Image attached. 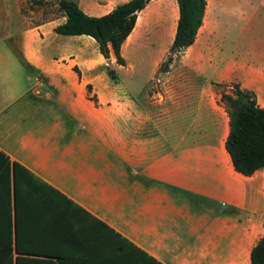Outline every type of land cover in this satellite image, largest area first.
Returning <instances> with one entry per match:
<instances>
[{"label":"crops","instance_id":"1","mask_svg":"<svg viewBox=\"0 0 264 264\" xmlns=\"http://www.w3.org/2000/svg\"><path fill=\"white\" fill-rule=\"evenodd\" d=\"M74 1L101 16L128 0ZM21 9L0 0V168L9 163L11 193L0 169V221L14 219L13 162L72 203L66 229L54 236L50 217L23 202V248L40 251L56 237L50 248L66 244L84 256L78 264H117L124 257L116 251L135 249L160 264H251L264 237V167L235 170L221 100L231 91L217 84L236 79L264 107V53L236 59L222 56L215 37L202 44L207 51L194 41L162 72L165 51L138 90L118 68L109 75L115 55L105 59L92 37L64 38L51 20L26 23ZM177 9L173 0H151L137 13L120 49L125 63V50L145 45L154 16L173 27V40ZM93 234L113 239L115 250L102 253Z\"/></svg>","mask_w":264,"mask_h":264},{"label":"trees","instance_id":"2","mask_svg":"<svg viewBox=\"0 0 264 264\" xmlns=\"http://www.w3.org/2000/svg\"><path fill=\"white\" fill-rule=\"evenodd\" d=\"M150 1L128 0L116 5L104 15L91 16L86 14L76 1L59 0L58 4L65 20L55 27V32L61 35H88L96 41L98 50L105 59L113 52L116 63L124 65L125 60L120 53L122 43L134 28L137 13ZM176 3L177 24L166 59L158 68L162 72L169 69L173 56H178L194 43L204 22L207 0H176ZM106 68L109 75L115 78L114 70L108 65ZM221 100L225 103L229 115L226 150L235 170L244 175H251L258 168L264 167V107L258 105L254 91L241 88L237 83L233 85L230 93H221ZM4 171L7 182L6 195L10 198L9 163L2 169V172ZM12 174L14 219L0 221V227L6 225L7 228V235H0V264H78L84 256L78 251L68 250L66 244L61 251L50 248L51 245H59L60 239L56 237L46 240L43 250L33 252L23 248L25 222L19 219L23 202L50 217L47 223L57 228L54 230V236H59L66 229L64 226L68 225L71 217L65 203H72L16 162H13ZM50 233H53L52 230ZM131 256V261L126 262L122 258L117 264H160L146 257L138 249H135ZM251 264H264V237L252 248Z\"/></svg>","mask_w":264,"mask_h":264},{"label":"rangeland","instance_id":"3","mask_svg":"<svg viewBox=\"0 0 264 264\" xmlns=\"http://www.w3.org/2000/svg\"><path fill=\"white\" fill-rule=\"evenodd\" d=\"M58 2L59 0H8V8H22L21 14L24 16L26 23L51 20L56 24H60L64 21L65 16ZM173 3L177 7L175 0H173ZM172 9L176 13V8ZM155 17L152 18L148 24L149 27L146 29L148 37L145 40L146 43L144 41L145 45H136L132 49L125 50L124 56L128 61L125 66H119L115 62L114 56H112L113 63L107 61L111 66L110 68H113L112 70L116 71V68H118L117 74L122 82L130 84L138 90L147 85L154 62L161 58L165 51L164 60L166 59V54L172 42L173 27L164 28V19ZM209 37L216 38L219 47L222 48L220 52L222 56L227 55L241 59L242 55L248 51L250 53H264V0H207L204 22L198 31L195 44L200 48L201 46L204 47L206 49L204 51H207L208 46L202 44L207 42ZM88 49L89 52H93V48L90 46ZM186 52L188 51L182 53ZM173 58H176V56H173ZM236 83L240 85L236 79L217 85L220 86L222 91H231ZM137 95L140 97V92ZM87 220V233H89V226L92 227V224L89 219ZM93 227L102 231V228L97 224H94ZM112 241L107 242L102 234L91 236V243L101 246L102 253H112L113 243L115 244L113 239ZM116 252L120 255L119 257L122 256L125 260L132 259V253L129 251L123 255H121L123 252L121 253L119 250Z\"/></svg>","mask_w":264,"mask_h":264}]
</instances>
